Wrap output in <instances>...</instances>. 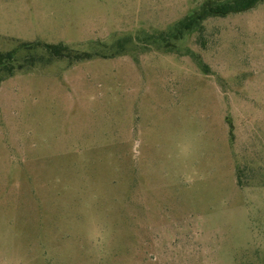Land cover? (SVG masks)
I'll return each instance as SVG.
<instances>
[{
    "label": "rangeland",
    "instance_id": "rangeland-1",
    "mask_svg": "<svg viewBox=\"0 0 264 264\" xmlns=\"http://www.w3.org/2000/svg\"><path fill=\"white\" fill-rule=\"evenodd\" d=\"M205 1L0 0V264H264V1Z\"/></svg>",
    "mask_w": 264,
    "mask_h": 264
},
{
    "label": "trees",
    "instance_id": "trees-1",
    "mask_svg": "<svg viewBox=\"0 0 264 264\" xmlns=\"http://www.w3.org/2000/svg\"><path fill=\"white\" fill-rule=\"evenodd\" d=\"M264 0H208L205 1L193 14L186 16L174 25L173 37L181 39L186 33L196 31L202 33L206 20L213 17H225L229 14L249 10ZM24 50H34L41 48L53 59H63L73 57L74 60L89 59L91 54L73 51L65 44H46V43H22ZM18 58L17 51H0V70L3 69L12 75L16 71L15 63ZM21 65H19V70Z\"/></svg>",
    "mask_w": 264,
    "mask_h": 264
}]
</instances>
